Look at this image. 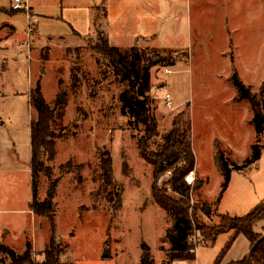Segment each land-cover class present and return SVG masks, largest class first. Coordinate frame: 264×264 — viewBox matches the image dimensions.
Returning a JSON list of instances; mask_svg holds the SVG:
<instances>
[{"label": "rangeland", "instance_id": "rangeland-1", "mask_svg": "<svg viewBox=\"0 0 264 264\" xmlns=\"http://www.w3.org/2000/svg\"><path fill=\"white\" fill-rule=\"evenodd\" d=\"M10 8L11 0H0V241L4 226H10L6 242L12 248L22 251L31 241L34 260L44 259L48 225L30 211V136L37 115L31 91L40 83L52 107L56 101L65 105L62 127L57 130V156L49 164L53 174L51 179L41 175L38 186L40 201L53 195L57 242L69 245L62 263L164 264L170 247H161L169 243L167 233L175 220L153 201L155 168L144 160L138 146L143 132L128 110L122 111L124 88L111 66L97 62L93 47L107 39L130 69L136 56L149 66L139 86L149 98L157 124L150 150L160 152L165 147L172 124L180 117L194 145L202 175L197 180L204 183L191 198L193 204L206 202L203 191L218 192L224 183L217 168L218 147L242 165L256 143L250 105L238 100L230 79L236 72L253 91L264 90V0H106V7L92 16L70 13V22L82 35L91 33V19L95 29L66 46L47 38H71L69 26L57 15L40 10L30 48L24 46L29 21L23 12L9 14ZM9 24L16 28L14 39ZM39 38L47 40L38 42ZM158 55L172 57L174 66ZM78 67V83L72 88L71 73ZM166 69L173 73L166 74ZM105 151L112 157L117 186L124 188L120 210L95 196L100 184L94 179ZM69 161L84 168L61 172L60 166ZM167 179L164 176L160 185ZM189 179L194 184L196 176ZM263 200L264 147L257 162L231 173L225 207L231 216L241 217ZM211 208V215H201L197 227L220 224L215 206ZM254 232L264 235V219ZM225 242L226 236L221 235L214 245L203 246L200 232L191 237L201 264H212ZM108 250L110 257L104 258ZM0 264L11 262L0 255Z\"/></svg>", "mask_w": 264, "mask_h": 264}, {"label": "trees", "instance_id": "trees-1", "mask_svg": "<svg viewBox=\"0 0 264 264\" xmlns=\"http://www.w3.org/2000/svg\"><path fill=\"white\" fill-rule=\"evenodd\" d=\"M101 41L93 47V53L96 54L98 63L104 62L113 68L115 76L124 88L122 111L128 110L134 118L135 126L142 130L143 133L138 142L140 154L148 164L155 168L151 192L153 201L175 220L173 229L167 233V239L171 247L166 252V262L164 264L190 262L195 259L198 247H195L190 241L195 231L200 232L204 238L203 246L213 245L221 234L232 233L230 240L214 264L221 262L225 253L231 248L234 240L239 235L245 236L253 246L260 237L264 236L254 232L255 225L264 219V200L245 216L230 217L221 215L218 216L220 219L218 226L197 227L200 216L209 217L212 208L206 202L200 200L193 204L192 194L198 192L204 183L197 179L194 184L187 183V178L195 171L196 158L191 140L182 128V120H180V117L174 120L166 137V145L160 152L150 150V142L158 134L157 124L150 113L149 98L145 96L144 90L139 86L149 66L136 56L132 69H130L125 57L116 47L112 46L107 39ZM132 50L136 52V47H133ZM158 58L169 62L170 66H174L175 61L172 57L158 55ZM79 72L78 67L71 73L72 85L70 86L72 88L77 86V74ZM230 80L236 86L238 100L246 101L250 105L252 112L251 124L255 128L256 143L252 146V156L242 165L233 161L229 154L219 148L220 146L218 147L216 155L219 167L224 175L220 198L228 188L231 173L233 171L239 172L257 162L264 147V144L263 147L258 145L261 140L264 142V90L253 91L236 72ZM31 103L37 115L32 120L30 136V172L33 197L30 211L48 225V238L42 252L44 259L40 262L34 260L31 241L26 242L22 254L0 242V255L5 256L11 264H64L61 257L66 253L69 245L63 246L62 243L57 242L55 205L50 196L43 201L38 199V186L41 175H45L49 179L52 177L53 170L49 164L53 163L57 156L56 141L60 138L57 130L62 127L65 105L61 104L60 101H56V105L52 107L44 98L40 83L31 91ZM123 167L125 175H127L128 165L124 163ZM83 168V164L74 165L72 161H69L60 166L59 169L61 172L72 173L81 171ZM166 175H168V179L163 185H160V181ZM94 180L100 184L98 191L95 193L96 199L107 200L109 203H113L114 209L120 210L123 204L122 194L124 188L119 184L117 186L115 182L113 161L108 151L101 154L100 172ZM55 188L56 183L53 182L52 189ZM114 191H116V195ZM143 250L148 253L149 249L144 245ZM252 260L254 264H264V241L258 246ZM143 264L148 263L143 261ZM239 264L249 263L245 259Z\"/></svg>", "mask_w": 264, "mask_h": 264}, {"label": "crops", "instance_id": "crops-1", "mask_svg": "<svg viewBox=\"0 0 264 264\" xmlns=\"http://www.w3.org/2000/svg\"><path fill=\"white\" fill-rule=\"evenodd\" d=\"M11 3H12V0H11ZM29 6L31 7V9H33L34 12H36L37 17L40 16L39 11L41 10V11H43L45 13H49V14H52V15H57L58 19L61 22H64L65 24H67L69 26V28L71 29L70 30L71 31V38H69V39H67V37H49V38H47L49 40L50 39H57V40H59V42L64 43L65 46H66L67 43H72V42H74L75 40H77L79 38H82V37L90 35L93 32V29H95V27L92 24V19H91L90 20V23H91L90 32L91 33H88L85 36L82 35L78 30H76L73 27L74 24H72L70 22V21H73V16H70L71 15L70 13H73V12L85 13L86 12L87 15L89 13V15L92 16L94 14H97V12L100 9H103V8L106 7V0H29ZM12 11L13 10L10 8L9 14H16L17 13V11H13V13H11ZM43 17L44 18H48V16H45V15ZM9 26L12 27V30L14 32L11 35V38L14 39V36L16 34V28L12 24H9ZM47 39H43V40H47ZM43 40L40 39V40H38V42H42ZM67 48H70V45H68ZM193 146L194 145L192 144V148H193ZM193 151H194V148H193ZM217 168H220L219 164L217 165ZM221 173H222V170H221ZM193 174L196 176V179H197V177L198 178L199 177L202 178V175L199 173L197 166L195 167V171H194ZM222 175H223V173H222ZM208 184L209 183H207L205 185H208ZM203 187H204V185H203ZM203 187L199 190V192L203 189ZM221 189H222V187H221ZM226 193H227V190L222 195V197L220 198L221 190H218V192L216 191V192L208 194L206 192V189H205L203 191L202 195L204 196V199H205L206 203L209 206H211V207L215 206V212H218V214H219L218 216L227 215V216H230V217H238V216H231L230 213H229V210H227V208L225 207ZM215 203H217V204H215ZM0 228H1V225H0ZM10 230H11L10 226H4V231L2 233L3 235L1 236L3 238V240L0 241V242L5 244L6 246L12 248L10 246V244L7 243L8 240L10 239V237H11L10 236ZM221 235H225L226 236V242H225L224 246H222V249L219 250L216 258H213V260L211 262L212 264L215 263L217 257L219 256V254L221 253L223 248L226 246V244L230 240V238L232 236V233H224V234H221ZM221 235H219L217 237V239ZM4 239H5V243H4ZM217 239H216L215 243L217 242ZM6 243L9 244V245H7ZM165 245H169V247H171L170 243L164 242V243H162L161 250L163 248H166ZM251 247L252 246H251L250 241L245 236L239 235L234 240L231 248L225 253L224 257L222 258V260H221V262L219 264H239V263L243 262L245 259L248 258V254H249V252L251 250ZM12 249L15 250L14 248H12ZM169 249L170 248H168V250ZM24 250H22V251H16L15 250V251L17 253H19V254H22L24 252ZM190 262L194 263V264H201V261H199V259H198L197 253H196L195 259L193 261H190ZM181 263H184V262H180V264Z\"/></svg>", "mask_w": 264, "mask_h": 264}, {"label": "built area", "instance_id": "built-area-1", "mask_svg": "<svg viewBox=\"0 0 264 264\" xmlns=\"http://www.w3.org/2000/svg\"><path fill=\"white\" fill-rule=\"evenodd\" d=\"M11 9L13 11H17V12H23L28 21H29V25H28V30H27V38L25 41V47L30 48V45L32 44V39L36 30V25H35V19L37 17L36 12L33 11V9H31V7L29 6V0H12L11 3ZM173 71H171L170 69H166V74H172ZM167 98L169 99L170 96L168 95ZM188 179V178H187ZM188 184H193V180L189 179L187 180ZM191 241V240H190ZM180 264V263H177Z\"/></svg>", "mask_w": 264, "mask_h": 264}, {"label": "water", "instance_id": "water-1", "mask_svg": "<svg viewBox=\"0 0 264 264\" xmlns=\"http://www.w3.org/2000/svg\"><path fill=\"white\" fill-rule=\"evenodd\" d=\"M52 196H53V195L51 194L50 197H52ZM263 241H264V236L260 237V238L255 242V244L251 247V250H250V252H249V254H248V258H247L249 264H254V263H253V260H252L253 254L255 253V251L257 250L258 246H259ZM107 252H108V253H106V254L104 255V258L110 257V251L108 250Z\"/></svg>", "mask_w": 264, "mask_h": 264}]
</instances>
